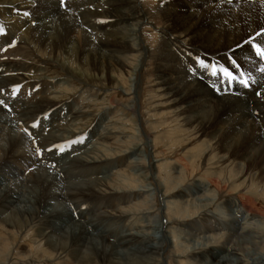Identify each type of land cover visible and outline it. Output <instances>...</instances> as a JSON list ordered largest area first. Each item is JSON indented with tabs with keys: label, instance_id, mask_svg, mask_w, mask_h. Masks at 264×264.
<instances>
[{
	"label": "rangeland",
	"instance_id": "374dc122",
	"mask_svg": "<svg viewBox=\"0 0 264 264\" xmlns=\"http://www.w3.org/2000/svg\"><path fill=\"white\" fill-rule=\"evenodd\" d=\"M26 1L30 2L28 4L31 8L29 5L16 2L15 5L19 9L7 13L2 10L9 6L8 2L0 0V29H2L0 51L16 44L13 50L18 53L14 59L9 60L10 65L25 68L20 60L24 56L29 58V68L34 72L32 76L27 75L24 81L44 79L43 82L49 84L44 90L38 87L40 90L37 91L36 97L38 95L41 98L45 95L50 96L51 99L44 103L31 97L28 94L37 86L27 85L25 82L16 81L1 86L3 89L0 87V101H2L0 108L7 112L2 124L6 128L0 131L3 137L1 141H4L9 130H14L19 135H26L31 147L27 155L9 152L0 160V192L7 190L8 184L20 182L21 188L16 187V193H12L14 198L19 199V202L31 198V187L37 184L34 177L35 168L41 165L50 172L54 171L55 176L61 178L62 193L60 192L61 203L53 202L55 204L52 203L51 206L42 205L38 208L35 218L22 229L16 243L11 240V236L16 235L17 229H13L10 221L5 224L1 222L2 214L11 213L10 210L8 212L2 210L5 207L8 209L9 206L12 209L13 203L8 198L4 199L0 193V240L7 239L9 241L7 244L13 242L10 244L13 250L5 264H73V255L51 251L46 238L39 233V230H42L45 235L52 234L53 231V234H58L70 218L88 232L83 240L82 247L85 248L82 249V254H89L91 250L99 247L97 250L103 254L114 251L118 258L114 260L122 264L131 263L138 252L159 245L157 241L148 240V237L150 239L151 236H161L158 229L161 223H165L166 229H164L168 239L163 244L165 250L159 255V264L258 263L264 254V145L258 146L263 150L257 147L249 155L240 152L238 155L230 156L217 145L203 152L204 142L212 137L211 133L206 132L207 135L191 127L190 124L183 125L178 111L167 102V97L165 98L159 87L158 75L161 64L158 60V49L163 41V33L170 25L165 17L167 15L164 3L160 0H138L142 9L146 10L150 22L149 26L141 30L144 46L149 47L153 53L141 59L142 63L135 77L131 75L130 68L136 64L128 61V68H125L119 76L118 85H111L105 80L92 81L95 80L94 75L98 72L80 71L82 64L75 57L72 60L67 57L61 59L63 52L57 61L44 48H40L33 37L14 35L17 28L15 27L14 30L11 28L24 24L22 18L28 20L33 13L36 15L43 13V9H37L40 0H21L20 3ZM56 1L62 8H67L72 13L75 11L78 13V9L82 8L77 9L75 5L74 8L72 0H68L71 6L67 0L63 3L62 0ZM101 1L100 6L103 9L111 5L105 0ZM179 1L182 0H171L168 4L174 5ZM250 2L259 1L250 0ZM84 7L85 5L83 9ZM26 8L31 10L28 12ZM81 15L83 14L74 16L82 18ZM32 21L35 25V19ZM87 25L85 29L92 33L93 27ZM172 36L185 46L184 48L187 47L184 55L191 52L189 55L191 58L199 64L203 61L209 66L203 67L202 73L193 71L195 76L192 77L197 76L202 81L203 77L208 76L211 79L210 83L206 79L203 80H206V87L208 85L209 89L213 88L212 91L216 90L222 97L239 95L243 98H248L247 96L255 91V88L245 87L239 83L240 79L248 80V78L244 70L237 67L236 72H238L236 74L232 72L237 77L236 80L229 81L225 77V81L221 82L222 87L215 86V79L221 77L222 72L212 75L211 66L215 65L220 69L219 63L212 60L210 53L206 56L211 59L206 58L204 49H195V47L191 49L193 44L189 37L186 38L180 33ZM73 39L71 52L73 53L74 50L75 53L77 48L82 46L85 34L79 31ZM188 49L191 51L189 52ZM235 59L229 60V64L224 68L232 71L235 68ZM63 61H69V65H63ZM72 67L75 70L73 75L68 71V68ZM78 71L83 75L78 76ZM240 73L244 75L241 76ZM15 89L19 90L14 91ZM258 93L260 95L259 91L255 95L257 96ZM61 107L66 109L59 110L58 108ZM251 111L255 114V118L257 117L258 129L264 135V116L259 106L252 105ZM26 113L28 116L25 115ZM58 114H62L61 118ZM155 115L158 117L154 118ZM133 117L137 119L138 126L133 124ZM34 124L37 126L33 127ZM81 138L82 142L71 143ZM136 144H141L143 148L147 144L149 147L144 151L134 150L133 145ZM59 146H63L65 151L60 152ZM78 156L87 157L93 164L80 165L77 163ZM225 157L224 161H220ZM32 177L35 180H31ZM95 189L100 192L97 193ZM84 193H87V196ZM12 195L9 193L8 196ZM247 200L251 202L249 210L245 206ZM62 212L67 213V216H62ZM138 234H143L142 241H138L137 237L131 238L132 235L139 236ZM78 238L79 234L71 237L72 240ZM68 242L70 241L66 240V243ZM31 250H34V253H31ZM7 252L8 250L4 248L3 253ZM39 252L44 254L39 255Z\"/></svg>",
	"mask_w": 264,
	"mask_h": 264
},
{
	"label": "bare ground",
	"instance_id": "6f19581e",
	"mask_svg": "<svg viewBox=\"0 0 264 264\" xmlns=\"http://www.w3.org/2000/svg\"><path fill=\"white\" fill-rule=\"evenodd\" d=\"M1 1L8 2L9 6L6 7V9L2 10L6 11L7 13H11L13 10L19 9V7L15 5L16 2H19V4L23 5H29L28 3H30L29 1H26L27 3H20L21 0ZM40 1L41 2H38L39 5L37 9H43V13L37 15L33 13L28 20L22 18V20H24V24L19 25V27L17 25L14 26V28H11L12 30H14L15 27L17 28L15 29L17 31L14 32V35L20 34L21 37L25 38L30 36L33 37L37 45L40 48H44L47 53L51 54L50 56H53L57 61L60 59V54H62L63 52L64 54L62 55L61 59H63V57H67V59L72 60L73 57H75L76 60H78L82 64L80 67V71H83L85 73L90 70L91 72H98L97 75H94L95 80L91 78L92 81L102 82L105 80L107 84L118 85L120 79L119 76L122 75L125 68H128V61H132L136 64L133 68H130L131 75L135 77L137 76L138 69L140 67V64L142 63L141 59H143L145 55L153 53L152 50H149V47L144 46L141 30L145 26H149L150 22H148L146 10L142 9V5L138 0H105V2L107 1L111 4L109 5L110 7L107 5V9L101 8V0H94L96 2H93V0H72L73 7L74 5L75 7H77V9L78 7H82L81 10L78 9V13H76V11L72 13L70 12V10L68 11L67 8H62L61 4L56 0ZM69 1L67 2L68 4L71 3ZM160 1L164 3V9L167 15L165 17H167V21L169 20L168 22L170 24L163 33V41L161 47L158 49V60L161 64L159 68L160 73L158 75V77L160 78L159 87L162 90L165 98L167 97V102L170 103L175 111H178V116L179 118H181L180 120H182L181 122L183 123V125L190 124L191 127L197 128L203 133H211L210 136L212 137L208 141L206 140L204 142L205 147L204 150H202L203 152L208 151L217 145L221 146L222 149L227 152L226 154L230 156L238 155V153L240 152H244L245 155H249L251 152H254L258 146H262V144L264 145L263 132H260V130L258 129L259 127L256 122L257 117L255 118V114L251 111L252 105L259 106L260 112L264 116V71H262V69H264V58H261L259 55H257L256 50L253 47V44H255L264 49V34L257 36V33L261 32V30L264 29V0H258L259 2L252 3L250 2V0H242L241 2H236L235 0L230 2L228 0H182L174 5H172V3L168 4V2L171 0ZM83 5H85L84 9ZM26 9L28 10V8ZM78 14H83L81 15L82 18L74 16ZM33 19H35L36 21L34 22L36 23L35 25L33 24ZM87 23L89 25H87ZM86 25L89 27H93L92 33H89L86 30L87 28L85 29ZM79 31L80 33L83 32L85 34V39L81 44L82 46L79 47V49L77 48V51L75 53L73 50L72 53V40H74L73 38L75 34H79ZM93 33L95 35H93ZM175 33H180L186 38L189 37V40L192 42L191 44L195 45H191V49H194V47L195 49H204L205 53H203L206 58H210L209 56H206V54L210 53L212 56V60L216 61V63H219V68H224L226 64H229V60L236 58V61L234 62L235 68L230 72H234L236 74L238 72H236V67L242 68V70H244L243 72L248 78V86L250 88H255V91L247 96L248 98H243L239 95H229L222 97L220 96V93L217 94L216 90L215 92L212 91L213 88L209 89L208 85L206 87L207 83L205 81L207 80L209 81L208 83H210L211 80L208 76H205L203 74L205 77L202 78V81H200L197 76L193 78L192 76H195L193 71H195V73H202L204 71L203 67H201L198 61L189 56L191 55V50L188 49L190 53L184 55V51H187V47L184 48L185 46L175 40V38L172 36V34ZM17 38L20 37L17 36ZM249 40H251L252 43H245ZM14 46L8 48L6 47V50L4 49L0 51V87H4L11 83H16V81L25 82L27 85H36L37 87L32 91V93H29L28 95H31V97L33 98L35 97L38 101H43L44 103H46L51 99L50 96L46 97L45 95H42L45 96V98H42V96L41 98H39L38 95L36 97V93L40 89L44 90L45 88H47V85L49 83H45L43 82L44 79L39 80V78L24 81V79H27V75L32 76V72H34V70L29 68V58L24 56L22 60H20V63L26 66L25 68H21L20 66L16 65H10L9 60L14 59L18 53V51L13 50ZM62 63L63 65H69V61H63ZM68 69L70 73L72 72V75L75 74L74 67ZM80 71H78V76L83 75V73ZM24 75H26V78H24ZM203 79L206 80L204 81ZM222 81H225V76L223 75V73L221 77L218 76L217 79H215V86H221ZM49 82L51 83V80H49ZM3 87L1 88L3 89ZM38 87L41 88L38 90ZM7 90H9V88H7ZM258 91L260 92V95L256 96L255 94ZM24 100L25 99H23V101ZM6 101L8 100L6 99ZM29 102L31 101H28V103ZM64 107L58 109L60 110ZM2 109L3 108H0V131L6 128L5 126H2V124L5 119L4 116L7 114V112ZM25 115H27V113ZM53 115L55 117V114ZM61 115L62 114H58L59 118H61ZM156 117L158 116L155 115L154 118ZM133 120V124L135 126H138L139 123L137 122V119L133 117ZM155 123L156 122H154V124ZM206 134L208 135V133ZM2 139L3 137L0 132V160H2L3 156L9 152L18 154L22 153L27 155V153L31 150L30 142H28L27 136L24 134L19 135L14 130H9L8 134L5 136L4 141H1ZM57 142H59V140ZM133 146H135L134 150L136 149L141 151H144L146 150V147H149V145L147 144L145 145V148H143L141 144H136ZM258 149H261V147H258ZM77 158V163H80V165L82 166L93 164L90 160H88L87 157L78 156ZM224 159H226V157L220 161H224ZM33 162L35 161L33 160ZM35 172L36 173H34V177L37 180V184L31 187V198L26 200H23L25 198H22L23 201L21 202H19V199L14 198L13 195L16 193V187L21 188L20 182V184L18 182L8 184L7 190H4L3 193L0 192L2 194L0 195L4 196V199L8 198L11 203H13L12 209L9 205L8 209L7 207H3L4 209L2 210V212H5L6 210L8 212L10 210L11 213L5 215L2 214L3 220L1 222L5 224L10 221V225L13 227V229H17V232L15 231L16 235L11 236V240L14 243L18 242L17 240L21 235L22 229L27 227L31 219L35 218L34 215L36 214L35 212H38V208H40L42 205L46 207L51 206L56 202H58V204L61 203V178L59 176L56 177L53 173L54 171L50 172L41 165L35 168ZM19 176L20 175H18L17 177ZM147 176L148 175H146V177ZM35 179L32 177L31 180ZM12 188H14V190H12ZM85 191L87 192V190ZM96 191L97 193L100 192L99 190ZM9 193L11 195L12 193L14 194L12 196H8ZM86 194L84 193V195ZM81 201L83 202V200ZM250 204L251 202H248V200L247 202H245V206L246 208H248V210ZM62 216L66 217L67 213L65 214L64 212H62ZM75 218L77 219V217ZM70 222L72 223V225H70ZM164 226L165 223H161L158 228L159 234L161 233L160 237L151 236L150 239L148 237V240L157 241L159 245L153 246L151 248L148 247V249L142 252H138V255L136 254L135 259H132L131 263L129 264L160 263L159 255H161L165 250V246L163 244L166 243L168 239L167 232L165 233L166 228ZM62 227L63 228L59 230L60 234L58 231V234H53V231L52 234L47 233L45 235L44 231L39 230V233L41 234L39 235L46 238V243L49 244L48 248L51 247V251H56L61 254L67 253L73 255V264H75L76 262H81L82 264H92V262L95 264H122L120 261L114 260V258L118 259L117 256H115L114 251H111L113 253L110 254L107 252L106 255L100 253L99 250H97L99 247L96 250L92 248L93 251L91 250L89 254H82V249L85 248V246L82 247L83 240L85 239V236L88 232L84 228L76 224V222H72L71 218ZM69 230L71 232H69ZM61 232L63 234H61ZM76 234H79L78 240H72L71 237ZM138 235L139 236L132 235L131 238L134 239V237H137L136 239H138V241H142V237H144L143 234ZM66 240H69L70 242L66 243ZM8 242L9 241L7 239L0 240V264L6 263V259L9 257V254H11V251L13 250V248H11L10 246V244L13 242L7 244ZM4 248L8 250L6 254L3 253ZM31 253H34V250H31ZM41 254L44 253L39 252V255ZM262 257L263 258L255 264H264V254L262 255Z\"/></svg>",
	"mask_w": 264,
	"mask_h": 264
},
{
	"label": "snow or ice",
	"instance_id": "6c2138e0",
	"mask_svg": "<svg viewBox=\"0 0 264 264\" xmlns=\"http://www.w3.org/2000/svg\"><path fill=\"white\" fill-rule=\"evenodd\" d=\"M63 2H64V0H62V3H63ZM25 15H27V13H25ZM0 33H2V29H0ZM261 34H264V29H262L261 32H258V33H257V36H259V35H261ZM245 43H252V41L249 40V41H246ZM253 47L255 48L257 55H259L261 58H264V49H262L260 46L255 45V44H253ZM200 65H201V67H205V68L209 67V66H208L207 64H205L203 61H200ZM211 67H212V75H214V76L217 75L218 72H222L223 75L229 79V81H232V80H236V79H237V77L234 76V75L232 74V72H230V71H229L228 69H226V68H220V69H217L215 65H212ZM262 71H264V69H262ZM240 75L243 76L244 74H243V73H240ZM239 83H240L241 85L245 86V87L248 86V80H247V79H240V80H239ZM18 90H19V89H15L14 91H18ZM258 95H259V93H258ZM0 103H2V101H0ZM36 126H37V125H35V124L33 125V127H36ZM78 142H82V138H81V140H79V141H77V140H73V141H71L72 144H75V143H78ZM59 151H60V152H64V151H65V148H64L63 146H59Z\"/></svg>",
	"mask_w": 264,
	"mask_h": 264
}]
</instances>
